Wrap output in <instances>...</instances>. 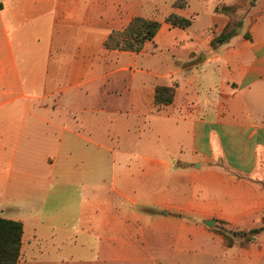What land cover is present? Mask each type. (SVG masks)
Instances as JSON below:
<instances>
[{
    "label": "crops",
    "instance_id": "crops-1",
    "mask_svg": "<svg viewBox=\"0 0 264 264\" xmlns=\"http://www.w3.org/2000/svg\"><path fill=\"white\" fill-rule=\"evenodd\" d=\"M0 216L17 264H264V0H0Z\"/></svg>",
    "mask_w": 264,
    "mask_h": 264
},
{
    "label": "trees",
    "instance_id": "trees-1",
    "mask_svg": "<svg viewBox=\"0 0 264 264\" xmlns=\"http://www.w3.org/2000/svg\"><path fill=\"white\" fill-rule=\"evenodd\" d=\"M180 4L179 1L175 5ZM233 7L223 8L228 12ZM165 21L171 26L187 27L190 19L175 13H170L165 17ZM233 25H240L238 21H231L227 24L222 33L212 39L213 46L226 41L233 34ZM160 27L159 21L148 19L142 16H133L128 24L121 30H113L106 38L103 46L107 49L140 51L147 40H151ZM249 37L248 34H246ZM174 88L167 85H158L155 88L154 103L158 106L169 104L173 100ZM264 229L261 227L249 231L250 234ZM225 242L230 244L232 241L231 233L228 230H221ZM23 234L22 223L18 220L0 216V264H17L21 238ZM247 236L246 240L249 239Z\"/></svg>",
    "mask_w": 264,
    "mask_h": 264
},
{
    "label": "water",
    "instance_id": "water-1",
    "mask_svg": "<svg viewBox=\"0 0 264 264\" xmlns=\"http://www.w3.org/2000/svg\"><path fill=\"white\" fill-rule=\"evenodd\" d=\"M209 225H212L213 224V220H211L209 223H207ZM229 233H231L232 236H241L243 235V233L239 232V231H232V230H228Z\"/></svg>",
    "mask_w": 264,
    "mask_h": 264
},
{
    "label": "rangeland",
    "instance_id": "rangeland-1",
    "mask_svg": "<svg viewBox=\"0 0 264 264\" xmlns=\"http://www.w3.org/2000/svg\"><path fill=\"white\" fill-rule=\"evenodd\" d=\"M247 6H249L248 3H247ZM73 193H74V192H73V190H72L71 193H69V194H70V195H69V198L73 196ZM39 195H40V194H39Z\"/></svg>",
    "mask_w": 264,
    "mask_h": 264
}]
</instances>
